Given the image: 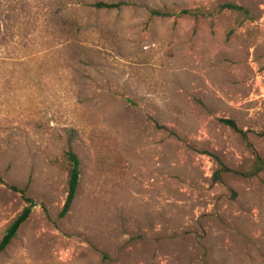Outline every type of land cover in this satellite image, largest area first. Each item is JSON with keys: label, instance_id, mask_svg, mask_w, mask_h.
<instances>
[{"label": "rangeland", "instance_id": "1", "mask_svg": "<svg viewBox=\"0 0 264 264\" xmlns=\"http://www.w3.org/2000/svg\"><path fill=\"white\" fill-rule=\"evenodd\" d=\"M263 133L264 0H0V264H264Z\"/></svg>", "mask_w": 264, "mask_h": 264}, {"label": "trees", "instance_id": "2", "mask_svg": "<svg viewBox=\"0 0 264 264\" xmlns=\"http://www.w3.org/2000/svg\"><path fill=\"white\" fill-rule=\"evenodd\" d=\"M127 5H129L127 2H122V1L117 2V3L96 2L93 4V7L100 9V10H103V9L110 10V9H120L121 7L127 6ZM220 7L227 11L243 12L244 14H247L246 9L238 5H235V4L225 3V4H222ZM150 13L152 16H157L160 18H170L174 15L172 12L160 11V10H152ZM53 15H54V18H56L57 14H53ZM177 15L178 16L193 15L195 17L197 15L201 17L207 16L205 12H201L200 10L198 11L182 10ZM220 122L228 126L229 128H231L234 132L240 134L243 138H246V132L241 130L233 120L222 119L220 120ZM64 158L68 164L67 197H66V200L64 202V205L61 211L58 214V218H63L69 213L73 205V202L76 198V195H77V191H78V187L80 183V174H81L80 162L75 153H73L72 151H66L64 153ZM263 169H264V161L259 156L256 155L255 162L251 170L246 171V172H233V173L238 176L245 177V178H251V177L256 176ZM229 171L230 170L228 168H226L223 165H220L219 170L214 174L213 181H220L221 174L229 172ZM9 188L23 194L22 190H19L15 188L14 186H10ZM24 199H25L26 205L21 210L19 215L8 226L3 237L0 240V254L3 253L4 250L10 245L11 241L15 238L18 230L28 220V218L30 217L32 213V210L35 207V203L33 200L29 198H24Z\"/></svg>", "mask_w": 264, "mask_h": 264}]
</instances>
